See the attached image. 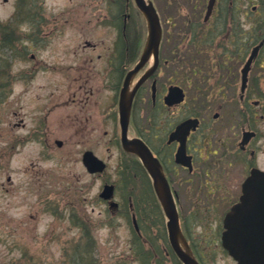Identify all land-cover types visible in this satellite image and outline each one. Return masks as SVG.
Here are the masks:
<instances>
[{
	"label": "flooded vegetation",
	"instance_id": "af4514ba",
	"mask_svg": "<svg viewBox=\"0 0 264 264\" xmlns=\"http://www.w3.org/2000/svg\"><path fill=\"white\" fill-rule=\"evenodd\" d=\"M147 1L156 9L160 39L157 56L152 55L146 63L142 59L150 28L135 0H104L108 5L105 12L59 14L69 16L64 21L67 24L83 23V29L92 24L94 34L99 32L97 40L95 35H82L80 44L91 50L92 57L61 68L75 75L68 87L75 107L66 118L76 128L74 144L92 145L94 140L100 141L102 133L108 139L106 144L119 145L131 162L126 171L135 172L139 167L140 175L147 179L143 187L150 198L137 202L144 205L140 213L152 216L156 212L163 217L161 234L150 239L142 230L133 201L134 176L130 185H125L128 206L115 201L123 183L119 174L122 163L116 170V181L107 180L102 185V190L107 185L114 186L116 204L100 196L102 191L97 196L113 218L130 213L132 250H137L136 243L140 241L141 246L150 247L149 251L137 250L144 259L150 254L160 264H183L171 245L150 173L142 160L122 145L121 97L126 85L131 91L135 89L127 137L142 141L159 160L194 256L199 264H212L220 248L229 255L223 246L227 213L240 202L244 185L254 171H264V0ZM35 58L32 56V60ZM37 65L31 70L33 78ZM153 66L152 73L142 80ZM46 68L52 67L48 64ZM105 90L111 93L103 97ZM47 96L43 114L36 116L43 125L33 126L28 132L33 138L42 128L43 151L51 146L48 137L52 133L46 125L49 107L57 94L51 91ZM108 121L114 123L112 132L103 128ZM55 145L62 148L65 144L55 139ZM87 153L106 163L103 173L89 171ZM81 161L93 177H104L109 168L108 162L89 148L82 152ZM150 203L154 211L149 215L145 208ZM199 228L201 232H197Z\"/></svg>",
	"mask_w": 264,
	"mask_h": 264
},
{
	"label": "rangeland",
	"instance_id": "374dc122",
	"mask_svg": "<svg viewBox=\"0 0 264 264\" xmlns=\"http://www.w3.org/2000/svg\"><path fill=\"white\" fill-rule=\"evenodd\" d=\"M16 2L0 0V23L12 18ZM107 7L104 0H30L29 7H19L20 15L14 27H19L17 32L21 39L15 42L16 49L8 50L3 47L4 40L0 42V60H9L8 68L15 78L10 97L0 105V264H77L76 257L85 264H160L158 258L150 254L145 257L146 263L143 261L140 248L149 251L146 244L141 246L138 241L136 248L140 251L132 250L130 213L120 212L113 218L97 199L104 181H116V170L122 163L119 174L123 183L115 201L128 206L129 193L125 185H130L134 176L133 201L142 230L147 231L146 237L150 239L161 234L163 217L156 212L152 216L140 213L144 205H137V202L150 198L143 187L147 179L140 175L139 168H135V172L126 171V165L131 162L119 145H107L108 139L102 133L100 141L94 140L92 145L74 144L72 135L76 128L66 118L75 107L68 88L75 75L61 68L92 57L91 50H85L80 43L84 40L82 35L91 38L95 34L92 24L83 29V23L67 24L64 21L69 16L59 14L105 12ZM86 18H90L89 14ZM98 35L99 32L94 36L96 40ZM32 56H36L35 60ZM37 63L39 68L33 78L31 70ZM48 64L60 68L57 71L47 69ZM51 91L57 94L49 107L46 125L52 133L48 137L51 146L43 151L42 128L33 138H23L33 126L43 125L36 116L43 114L42 104L48 101L47 94ZM110 93L105 90L102 95ZM106 123L104 130L112 132L114 123ZM55 139L62 140L65 145L58 148ZM87 148L108 162L104 177H93L85 170L81 157ZM261 166L264 167V156ZM137 173L138 181L135 179ZM151 204L145 208L149 215L154 211ZM197 232H201V228ZM212 261V264H237L222 248ZM169 262L166 264H173Z\"/></svg>",
	"mask_w": 264,
	"mask_h": 264
},
{
	"label": "water",
	"instance_id": "95a60500",
	"mask_svg": "<svg viewBox=\"0 0 264 264\" xmlns=\"http://www.w3.org/2000/svg\"><path fill=\"white\" fill-rule=\"evenodd\" d=\"M135 2L148 18L150 28V37L142 59V63H146L152 55L157 56L160 39L159 22L151 2L147 0H135ZM151 68L142 80L152 73L155 66ZM134 93L135 89L131 91L129 85H126L121 97L123 147L127 152L140 157L153 179L156 194L168 219L167 227L173 249L184 264H199L182 233L178 210L162 165L142 141L127 137ZM58 143L61 145L60 142ZM85 161L91 172L105 169L102 162L91 153L85 156ZM102 196L111 199L113 187H106ZM224 223L226 232L223 235V245L230 255L239 264H264V172L257 170L253 173L244 185V194L240 203L232 208Z\"/></svg>",
	"mask_w": 264,
	"mask_h": 264
},
{
	"label": "trees",
	"instance_id": "16d2710c",
	"mask_svg": "<svg viewBox=\"0 0 264 264\" xmlns=\"http://www.w3.org/2000/svg\"><path fill=\"white\" fill-rule=\"evenodd\" d=\"M20 6L22 8L29 7L30 6V0H17L16 12H15L12 20L9 22H1L0 23V35H1L0 36L1 37L0 42L2 40H4L3 47L7 48L8 50H10V49L15 50L16 49L15 45L17 44V43L15 44V42L19 41L21 39V35L18 34V32H17V30H19L18 29L19 27H17V28L14 27V25L17 21V17L20 15V10H19ZM25 15H27V14H25ZM4 34H5V36L3 37ZM21 56H23V55H21ZM7 61H9V60L8 59L6 61L0 60V105L2 103L4 104L6 102V100L8 99V97H10L11 89H12L10 87L12 86L11 84H12L13 79H15L14 76L12 75V72H10V69L8 68L9 66H8ZM1 67H6V68L4 70H2ZM143 261L146 263L145 259H143ZM81 262H82V259H80L79 257H76L75 263L80 264ZM82 264H85V263L82 262Z\"/></svg>",
	"mask_w": 264,
	"mask_h": 264
}]
</instances>
